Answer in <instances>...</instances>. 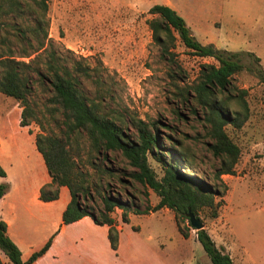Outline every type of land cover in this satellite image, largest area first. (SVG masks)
Here are the masks:
<instances>
[{
	"label": "rangeland",
	"instance_id": "374dc122",
	"mask_svg": "<svg viewBox=\"0 0 264 264\" xmlns=\"http://www.w3.org/2000/svg\"><path fill=\"white\" fill-rule=\"evenodd\" d=\"M48 4L49 42L62 62L75 60L90 68L93 77L84 80L86 92L91 96L101 94L103 108L120 113L126 120L135 116L158 122L166 158L172 157L166 150L181 147L210 179L183 163L180 170L199 176L208 186L216 185L221 162L209 149L212 126L207 121V110L197 101L194 87L200 82L203 67L219 62L196 55L175 31L174 38H165L170 50L164 51L149 25L155 18L150 9L156 4L172 7L186 20L199 42L213 43L232 52H254L264 69V0H48ZM242 58L245 68L233 76V95L228 106L239 110L241 103L236 94L245 90L249 117L241 128L225 126L228 136L240 148V157L234 174L222 175L226 189L219 186L225 193L218 215L213 217L212 210L204 208L197 217L217 246L231 255L234 264H264V82L250 70L256 67L252 57L244 53ZM33 86L29 100L35 116L28 119L27 126L21 125L20 101L0 92V165L16 183L42 180L47 168L41 153L34 151L36 135L43 130L60 134L62 117L56 111L51 115L50 94L38 83ZM127 128L130 133L135 132L130 121ZM110 158V163L98 161V165L110 167L113 176L96 172L81 161L79 171L88 170L91 182L100 191L130 205L127 222L123 221L120 208L115 209L113 216L123 226L126 244L134 246L118 261L108 244L106 226L96 224L89 216L88 221L69 229L87 237L86 244L92 250L84 258L94 264H212L202 244L195 241L197 229L190 221H181L190 238L182 241L175 212L167 207L153 211L161 200L156 191L131 177L134 168L120 154L111 153ZM150 163L161 178L162 165L152 156ZM2 182L4 178L0 176ZM94 187L92 195L96 201L89 197L87 203L98 213L101 202ZM146 208H150L149 213H136ZM59 229L60 225L56 231ZM85 246L78 242L79 249L84 250ZM0 258L9 264L1 250ZM77 260L81 263L82 257Z\"/></svg>",
	"mask_w": 264,
	"mask_h": 264
},
{
	"label": "trees",
	"instance_id": "16d2710c",
	"mask_svg": "<svg viewBox=\"0 0 264 264\" xmlns=\"http://www.w3.org/2000/svg\"><path fill=\"white\" fill-rule=\"evenodd\" d=\"M48 11V0H0V92L22 104V126H27L28 119L35 116L29 100L34 92V83L40 84L50 94L48 101L51 115L56 111L62 117L60 134L44 133L43 130L36 135L37 149L43 156L51 178L41 188V200H56L60 188L68 187L72 198L63 213V224L68 225L90 216L96 224L109 226L111 247L117 251L120 231L113 213L116 208L122 209V219L127 222L129 211H132L130 205L106 191H100L91 182L88 170L79 171L81 161L96 172L113 176L112 169L108 166L102 168L98 161L101 164L110 163L111 153H117L134 168L131 177L154 189L161 198L153 211L164 207L172 209L180 232L188 238L189 230L181 223H185L186 219L190 221L188 212L198 216L200 210L209 208L212 216L216 217L223 203L225 190L222 191L219 186L226 189V184L222 175L234 174L240 157V148L228 136L225 126L231 124L241 128L249 117L245 90H239L236 94L241 103L239 110H232L228 106V100L233 95L232 79L245 68L242 54L248 53L256 64L255 69L250 70L264 82L260 57L254 52L219 49L213 43L204 45L197 40L186 20L175 9L163 4H156L150 9L155 18L149 21V25L164 51L170 50L165 38H174L175 31L184 45L196 55L212 57L219 62L218 65H205L200 82L194 87L197 101L204 105L202 107L208 112L207 121L212 126L213 141L209 149L221 162L216 172L218 184L208 186L199 176H190L180 170L183 163L206 175L181 147L166 150L172 155L169 160L166 158V152H162L164 145L160 141L158 122H146L135 116L126 120L120 113H110L103 108L101 94L91 96L86 92L84 80L93 77L90 68L75 60L72 63L62 62L57 50L49 42ZM35 54L36 57L32 58ZM26 58L29 60L26 61ZM129 121L135 128L134 133L128 131ZM150 156L162 165L161 178L152 167ZM0 176H7L1 165ZM93 187L99 193L101 202L98 213L87 203L89 197L93 202L96 201L92 195ZM9 188L7 181L0 184V199ZM217 196L221 197L219 201ZM149 211L150 208H146L144 212L136 213ZM7 228V223L0 220V250L12 264H32L50 248L54 238L52 236L28 260H23L21 250L9 237ZM197 238L212 264H234L231 255L223 247L217 246L205 228L197 230ZM0 264H4L1 258Z\"/></svg>",
	"mask_w": 264,
	"mask_h": 264
},
{
	"label": "crops",
	"instance_id": "0c3cea01",
	"mask_svg": "<svg viewBox=\"0 0 264 264\" xmlns=\"http://www.w3.org/2000/svg\"><path fill=\"white\" fill-rule=\"evenodd\" d=\"M34 147L35 153L39 154L36 144ZM1 150L2 145L0 143ZM5 171L7 176L3 177L4 182H8L9 180L10 188L0 199V220L7 223V233L21 250L22 259L28 260L33 253L40 250L54 236L50 248L32 264H94L89 258H84V254L89 255L90 250H92L86 244L87 237H83L81 234H76L75 232L72 233L69 230L71 226L73 227L84 221H88L90 217L85 216L71 224H63V213L72 198L69 188L62 186L58 199L43 201L40 198L41 188L44 184L51 181L48 171L43 172V178L39 183H16L10 180L8 170L5 169ZM53 213L56 214L54 215L57 217L56 221H53ZM115 221L120 231L117 251L111 247L109 226H104L107 228L108 244H110L112 251L116 254L117 260L121 261L124 254L133 249L134 244H126L122 235L123 226L120 224L119 218H115ZM59 225L60 229L57 232L56 230L59 228ZM187 239L190 238L182 235V241ZM195 241H198V239ZM78 242L81 245H86L84 250L78 248ZM80 257H82V260H80L81 263H78L77 259ZM9 264L12 263L9 261Z\"/></svg>",
	"mask_w": 264,
	"mask_h": 264
},
{
	"label": "water",
	"instance_id": "95a60500",
	"mask_svg": "<svg viewBox=\"0 0 264 264\" xmlns=\"http://www.w3.org/2000/svg\"><path fill=\"white\" fill-rule=\"evenodd\" d=\"M188 217L190 219V223L191 225L197 229H203L204 228V223L202 222V220L200 218H198L197 216H195V214L191 211L188 212Z\"/></svg>",
	"mask_w": 264,
	"mask_h": 264
}]
</instances>
